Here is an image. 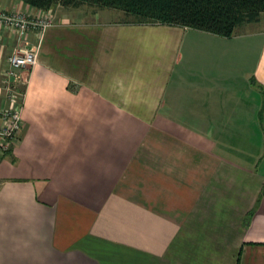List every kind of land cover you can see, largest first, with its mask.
I'll use <instances>...</instances> for the list:
<instances>
[{
    "label": "crops",
    "instance_id": "obj_1",
    "mask_svg": "<svg viewBox=\"0 0 264 264\" xmlns=\"http://www.w3.org/2000/svg\"><path fill=\"white\" fill-rule=\"evenodd\" d=\"M83 7L48 11L25 72L0 264H264V15L226 37ZM26 39L0 26L2 107Z\"/></svg>",
    "mask_w": 264,
    "mask_h": 264
},
{
    "label": "trees",
    "instance_id": "obj_2",
    "mask_svg": "<svg viewBox=\"0 0 264 264\" xmlns=\"http://www.w3.org/2000/svg\"><path fill=\"white\" fill-rule=\"evenodd\" d=\"M49 11L83 6L122 12L126 22L168 24L232 36L237 27L264 15V0H21Z\"/></svg>",
    "mask_w": 264,
    "mask_h": 264
},
{
    "label": "built area",
    "instance_id": "obj_3",
    "mask_svg": "<svg viewBox=\"0 0 264 264\" xmlns=\"http://www.w3.org/2000/svg\"><path fill=\"white\" fill-rule=\"evenodd\" d=\"M54 24V17L48 11L40 14L24 9L9 11L0 6V26L15 30L21 38L35 33L37 44H30L26 39L7 59L4 77V89L12 104L0 105V151L6 153L18 141L23 128V87L27 82L25 72L38 62L39 48L47 28Z\"/></svg>",
    "mask_w": 264,
    "mask_h": 264
},
{
    "label": "rangeland",
    "instance_id": "obj_4",
    "mask_svg": "<svg viewBox=\"0 0 264 264\" xmlns=\"http://www.w3.org/2000/svg\"><path fill=\"white\" fill-rule=\"evenodd\" d=\"M83 8H84V10H86L87 7L85 6V7H83ZM86 11H88V10H86ZM99 11H100V10H99ZM53 12H54V11L49 12V13H51V15H54ZM41 13H42V12H41ZM101 13H103L104 15H102ZM100 14H101V15H99V17L102 18V19H103V18H114V17H117V19H120V20H122V19L124 20V19H125L124 14H123L122 12H119V11H118V12H112L111 15H106L105 12H100ZM33 15H35V14H33ZM111 16H113V17H111ZM53 17H54V16H53Z\"/></svg>",
    "mask_w": 264,
    "mask_h": 264
}]
</instances>
